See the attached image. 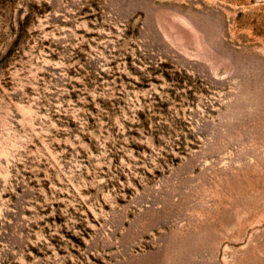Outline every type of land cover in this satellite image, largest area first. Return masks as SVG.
<instances>
[{
    "label": "rangeland",
    "instance_id": "1",
    "mask_svg": "<svg viewBox=\"0 0 264 264\" xmlns=\"http://www.w3.org/2000/svg\"><path fill=\"white\" fill-rule=\"evenodd\" d=\"M0 264H264V0H0Z\"/></svg>",
    "mask_w": 264,
    "mask_h": 264
}]
</instances>
